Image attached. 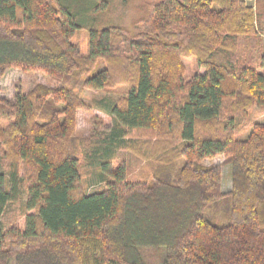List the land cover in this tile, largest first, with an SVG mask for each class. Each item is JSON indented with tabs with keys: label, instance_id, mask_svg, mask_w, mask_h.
<instances>
[{
	"label": "trees",
	"instance_id": "trees-1",
	"mask_svg": "<svg viewBox=\"0 0 264 264\" xmlns=\"http://www.w3.org/2000/svg\"><path fill=\"white\" fill-rule=\"evenodd\" d=\"M96 5L0 0V77L58 82L0 97V264H149L147 250L156 264H264V120L246 121L264 109V0H152L132 30L96 26ZM70 80L126 86L109 126L95 116L76 135L87 103ZM121 149L157 164L130 179L112 165ZM216 156L229 190L222 163H204ZM82 165L101 189L81 190Z\"/></svg>",
	"mask_w": 264,
	"mask_h": 264
},
{
	"label": "rangeland",
	"instance_id": "rangeland-1",
	"mask_svg": "<svg viewBox=\"0 0 264 264\" xmlns=\"http://www.w3.org/2000/svg\"><path fill=\"white\" fill-rule=\"evenodd\" d=\"M152 0H96L94 10L87 12L85 18L93 17L96 26H118L132 30L147 13L148 4ZM248 3L255 5V0H246ZM72 5L74 10L79 13L83 10V5L86 0H63ZM263 38V51H264V35ZM73 41L80 45L83 51L87 48V28L78 29L74 36ZM187 69V75L190 76L195 68V61L193 56L184 58ZM103 66L102 62H98L95 70ZM41 83L49 86H56L57 80L51 78L47 74L38 71H21L17 67H10L6 69L4 75L0 77V97L11 99L15 92L16 87L21 89L23 93L30 90L36 84ZM68 86L74 87L75 91L87 103V107L79 108L77 110L76 119V135L79 137L87 136L90 132L91 120L97 116L107 127L112 122V117L107 113L105 108L111 99L125 92V85L117 84L105 90H90L82 87L79 83H74L73 80L66 83ZM264 120V109L261 107H253L246 119L248 123L253 121ZM243 131L237 135L241 137ZM146 153V152H145ZM153 154V153H152ZM158 157H144L140 153H136L129 149H121L118 151L116 157L112 161L115 166L120 161L124 162L128 170V178L135 179L145 175L153 165L157 164ZM223 156H216L211 159L204 160L205 164H218L223 162ZM96 169L93 167L83 166L80 168V188L82 191L88 193L101 189L103 183L99 181L96 174ZM231 187V166L230 164L222 163L221 165V189L223 191L229 190ZM211 210V209H210ZM222 213H217L214 217L222 219ZM149 264H156L158 261L157 252L147 250L144 252Z\"/></svg>",
	"mask_w": 264,
	"mask_h": 264
}]
</instances>
